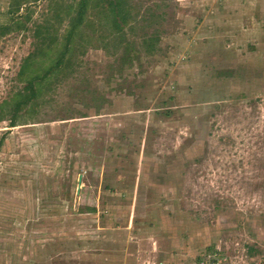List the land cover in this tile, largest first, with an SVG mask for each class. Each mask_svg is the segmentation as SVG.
<instances>
[{
    "label": "rangeland",
    "instance_id": "374dc122",
    "mask_svg": "<svg viewBox=\"0 0 264 264\" xmlns=\"http://www.w3.org/2000/svg\"><path fill=\"white\" fill-rule=\"evenodd\" d=\"M78 1L0 0V264H264V0H91L10 127Z\"/></svg>",
    "mask_w": 264,
    "mask_h": 264
},
{
    "label": "trees",
    "instance_id": "16d2710c",
    "mask_svg": "<svg viewBox=\"0 0 264 264\" xmlns=\"http://www.w3.org/2000/svg\"><path fill=\"white\" fill-rule=\"evenodd\" d=\"M35 1L37 0H16L15 6L16 8H18L21 4ZM90 1L91 0L78 1L75 15L69 19V28L66 31L64 41L60 49H58L55 45L57 41L55 40L56 34L52 36L50 34L49 38L47 36L44 40L40 41V46H37L35 48V52L24 59L19 75L24 73V68H26L28 64L33 61V59L42 56L45 48L51 49L52 46H55L58 51V54L54 56V58L50 62V65L47 66L45 70H43L41 75L36 74L30 77L27 81L26 86L24 87L25 92L23 94L18 93L15 97L11 117L9 118L10 127L16 126L15 121L17 114L23 108H33L36 105L35 103L37 102L38 95L40 94L43 85L47 84L48 86H51L52 83L58 81V79H60L61 77L66 76L68 73H70V70H72L73 55L75 51V39L81 32V27L84 24L87 13L86 8ZM94 5H101L104 8V11H107L108 14H104V17L108 18L106 22L110 26L117 28L119 30V33L122 32L123 26L127 24V21L130 17V11L126 0H94ZM7 29L8 27L1 28L0 35L4 32V30ZM40 31L41 29L36 30L37 35H40ZM45 31H47V28L45 29ZM150 39L151 40H149L147 46L149 48H152V43H154V40H152V38Z\"/></svg>",
    "mask_w": 264,
    "mask_h": 264
}]
</instances>
